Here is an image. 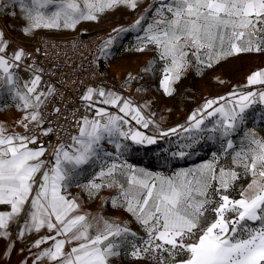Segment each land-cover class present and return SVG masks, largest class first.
<instances>
[{"label":"snow or ice","instance_id":"6c2138e0","mask_svg":"<svg viewBox=\"0 0 264 264\" xmlns=\"http://www.w3.org/2000/svg\"><path fill=\"white\" fill-rule=\"evenodd\" d=\"M141 3L3 0L0 16L23 20L21 31L31 36L137 12ZM132 33L127 50L151 53L139 70L119 87L83 85L70 102L45 81L41 49L13 47L0 29V113H17L12 122L0 119V239L8 241L0 257L11 255L16 240H30V262L21 264H264V136L248 126L264 123V66L205 98L185 125L161 128L154 99L143 97L148 78L171 98L192 70L203 76L230 58L264 57V0H152L130 24L111 29L92 63ZM133 87L136 95L126 94ZM175 135L187 142L173 157L195 155L207 142L219 148L171 175L125 159L136 146ZM73 187L89 199L115 188L103 199L131 219L90 215Z\"/></svg>","mask_w":264,"mask_h":264},{"label":"rangeland","instance_id":"374dc122","mask_svg":"<svg viewBox=\"0 0 264 264\" xmlns=\"http://www.w3.org/2000/svg\"><path fill=\"white\" fill-rule=\"evenodd\" d=\"M3 3V0H0ZM152 3V0H142L141 9L137 12H126L125 10H117L105 14L98 23L96 22H81L77 29H38L35 33L29 37H33L38 32H45L53 36L67 37L75 34H87L94 31H107L110 32L113 27L119 25L127 26L131 21L139 14V11ZM19 13V8L12 9ZM0 24L3 29L9 34L20 33L21 28L24 25V21L19 18H10L0 16ZM87 30L83 33L82 30ZM25 37H28L24 35ZM135 33L126 36L119 44L115 45L112 49L110 57L102 58L101 62L106 68L108 76H114L123 79L126 73L132 72L133 74L139 70L144 61L151 56V53L141 55L134 51L127 50L134 45ZM27 39V38H26ZM264 66V57L262 56H241L237 58H230L221 62L212 70H206L203 76L196 75L192 70L186 76V78L178 85L177 95L174 97H166L161 91H157L158 78H148L149 84L152 85L151 89L146 92L145 98H153L154 104L152 111L156 112V119L160 123L161 128L167 129L169 127H176L177 125H185L187 117L190 113L199 107L203 103L205 98L215 97L218 95H224L231 90L233 85L241 84L245 81L246 76L257 67ZM219 80L225 81L220 84ZM140 83H144L141 81ZM134 90L135 88H129ZM143 103V102H141ZM164 119L161 120L160 117ZM249 127L255 126L259 135L264 136V123L259 118L256 119L255 125L250 123ZM148 133H152L149 131ZM240 135H243L241 132ZM239 137H237L238 141ZM182 136L175 135L170 137H164L158 139L156 144L136 146L128 154L125 159L129 164L137 167L144 168L151 172H162L165 175H171L173 172L181 168H188L191 162H195L201 159H205V156H210L214 151H217L219 144L207 142L203 144L202 148H199L197 153L192 156L184 158L173 157L172 153L181 150L180 145L186 143ZM149 157H153L155 161L154 168H148L143 164L135 163L137 160H146ZM98 170V169H97ZM123 179V178H122ZM76 194L86 199L89 203L99 204L101 208L105 209V213L109 215L111 212L116 211L120 220H130V215L123 209H115L111 205L110 199L106 202L103 197H111L117 194V190L105 189L101 193L100 198L89 199L88 196L80 190L75 189ZM134 228L138 226L133 223Z\"/></svg>","mask_w":264,"mask_h":264},{"label":"built area","instance_id":"2783aa9c","mask_svg":"<svg viewBox=\"0 0 264 264\" xmlns=\"http://www.w3.org/2000/svg\"><path fill=\"white\" fill-rule=\"evenodd\" d=\"M108 33L107 31H94L61 37L38 32L30 42L24 43L21 47L30 52L40 48L38 62L45 69V81L53 83L70 102L78 101L83 85L101 80L107 82L109 86L118 87L120 85L117 78L108 76L101 61L92 63L94 56L98 55L97 46ZM126 94L136 95L135 89L128 90ZM145 96L146 92L143 93L144 98ZM139 102H143V99ZM49 151H51L50 147Z\"/></svg>","mask_w":264,"mask_h":264},{"label":"crops","instance_id":"0c3cea01","mask_svg":"<svg viewBox=\"0 0 264 264\" xmlns=\"http://www.w3.org/2000/svg\"><path fill=\"white\" fill-rule=\"evenodd\" d=\"M0 29H3L1 24H0ZM5 34H6V37L12 41L13 47H16V46L21 47L24 43H28L32 39V37H29V36L25 37L24 36L25 34H23V32L8 35V33L5 31ZM110 77L111 78H117L121 83L122 79L117 77L116 74L114 76L112 75ZM128 90H130V89H127L126 92ZM16 115H17V113H15V111L13 109H8L7 111L0 113V119H4L8 122H12V120L14 119V117ZM148 134L151 135L152 133H148ZM205 160H208V159L205 158V159H201V160H198L195 162H191L189 167H193L194 165L200 164ZM247 182L244 184L245 186H246ZM75 189L79 190L78 188L73 187L71 189V191L74 195L76 194ZM81 203L83 205V210L88 212L92 216L104 215L106 217L119 218L118 213L116 211H113L109 215H107L104 211L105 209L101 208L99 204L94 203L91 205V203H89L86 199H84L82 197H81ZM16 227H17V225H15V224L12 225L13 230H15ZM31 236L34 238L35 234L34 233L31 234ZM7 244H8L7 240L0 239V252H3L6 249ZM30 246H31L30 240H16L15 241V248L12 251L11 255L7 258L0 257V264H21V261L25 260V258H28L29 262H30V259H31L30 253H29ZM21 249H23V251H21ZM32 251L35 252L36 250L32 249Z\"/></svg>","mask_w":264,"mask_h":264},{"label":"trees","instance_id":"16d2710c","mask_svg":"<svg viewBox=\"0 0 264 264\" xmlns=\"http://www.w3.org/2000/svg\"><path fill=\"white\" fill-rule=\"evenodd\" d=\"M210 156H205L204 158H208ZM142 160H137L135 163L137 164H143L144 166L148 167V168H154L155 167V161L153 157H149L146 160H144L143 162H141ZM250 178V177H249ZM249 178H245L241 180V184H245ZM237 188H239V185L237 186Z\"/></svg>","mask_w":264,"mask_h":264}]
</instances>
